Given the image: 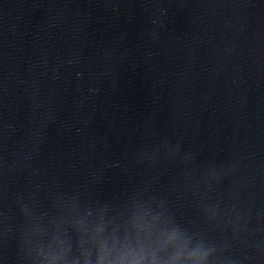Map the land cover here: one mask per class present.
<instances>
[{
    "label": "water",
    "instance_id": "obj_1",
    "mask_svg": "<svg viewBox=\"0 0 264 264\" xmlns=\"http://www.w3.org/2000/svg\"><path fill=\"white\" fill-rule=\"evenodd\" d=\"M166 139L200 170L230 169L217 194L234 186L251 210L250 234L229 235L213 264H264V0H0V264H97L102 246L184 264L198 238L164 246L174 225L142 185L163 192L180 170L132 163ZM74 187L84 197L49 204Z\"/></svg>",
    "mask_w": 264,
    "mask_h": 264
},
{
    "label": "clouds",
    "instance_id": "obj_2",
    "mask_svg": "<svg viewBox=\"0 0 264 264\" xmlns=\"http://www.w3.org/2000/svg\"><path fill=\"white\" fill-rule=\"evenodd\" d=\"M132 163L156 176L161 171L172 168L180 170L179 178L168 185L163 192L156 191L155 181L145 180L142 185L145 192L151 190L153 199L163 210L162 215L167 214L168 222L174 225L162 238L161 242L164 246L175 244L183 247L190 243L192 237L198 238L199 242L184 264H213L214 254L218 250L221 254L227 250L229 235L231 240L236 242L243 235L250 234L248 224L251 210L245 213L240 208L239 201L234 195V186L227 201L223 195L217 194V189L223 180L231 175L230 169L210 165L206 169L200 170L195 166V158L190 151L182 153L179 141L172 145L167 139L159 145L138 152L133 157ZM82 197L84 195L78 187H74L70 191L53 189L47 195L49 204L52 206L59 205L65 199L75 201ZM173 200H183L194 206L198 217L207 228L193 229L190 225L180 221L173 206ZM40 204L41 201L35 195L29 198L28 203H24L22 199L17 202L20 215L26 218L33 215ZM256 219L257 222L264 219V212L257 213ZM209 229L212 231L219 230L223 234L219 242L206 243ZM111 255L107 247L102 246L97 264H128L129 256L132 257V264H143V250L135 253H124L115 258H110ZM152 264H156L155 258H153ZM167 264H182L180 253L168 260ZM224 264H240V260L239 258L227 257Z\"/></svg>",
    "mask_w": 264,
    "mask_h": 264
}]
</instances>
